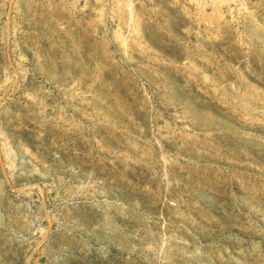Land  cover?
Segmentation results:
<instances>
[{
  "label": "rangeland",
  "instance_id": "374dc122",
  "mask_svg": "<svg viewBox=\"0 0 264 264\" xmlns=\"http://www.w3.org/2000/svg\"><path fill=\"white\" fill-rule=\"evenodd\" d=\"M0 264H264V0H0Z\"/></svg>",
  "mask_w": 264,
  "mask_h": 264
}]
</instances>
